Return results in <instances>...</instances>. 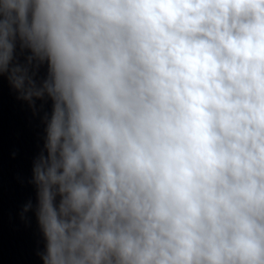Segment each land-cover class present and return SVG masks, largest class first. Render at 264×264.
I'll return each instance as SVG.
<instances>
[{
  "label": "clouds",
  "instance_id": "9594fccd",
  "mask_svg": "<svg viewBox=\"0 0 264 264\" xmlns=\"http://www.w3.org/2000/svg\"><path fill=\"white\" fill-rule=\"evenodd\" d=\"M5 79L41 264H264V0H0Z\"/></svg>",
  "mask_w": 264,
  "mask_h": 264
}]
</instances>
